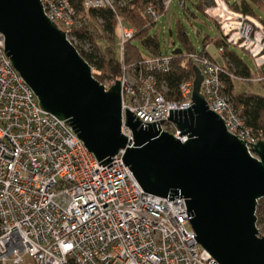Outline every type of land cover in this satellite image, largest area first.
<instances>
[{
	"label": "built area",
	"instance_id": "2783aa9c",
	"mask_svg": "<svg viewBox=\"0 0 264 264\" xmlns=\"http://www.w3.org/2000/svg\"><path fill=\"white\" fill-rule=\"evenodd\" d=\"M128 1L133 0H42L46 15L74 44L75 30L87 21L84 10L115 12ZM173 1L163 0L165 12ZM157 7L153 2L144 7L155 23L161 15ZM204 12L217 22L228 46L248 52L257 68L244 79L213 57L189 55L203 74L201 92L209 108L232 134L248 141L251 151L249 142L264 140V129L246 123L227 94L225 76L264 81V20L234 9L228 0H214ZM117 21L123 132L133 136L125 124L127 107L145 122L164 119L162 129L185 141L187 135L168 117L170 108L192 105L195 75L181 83L182 101L169 100L161 75L171 71L176 54L127 63L125 43L135 32L120 15ZM5 40L0 31V264H219L195 238L186 198L147 193L125 165L124 150L99 164L68 122L41 107L7 54Z\"/></svg>",
	"mask_w": 264,
	"mask_h": 264
},
{
	"label": "water",
	"instance_id": "95a60500",
	"mask_svg": "<svg viewBox=\"0 0 264 264\" xmlns=\"http://www.w3.org/2000/svg\"><path fill=\"white\" fill-rule=\"evenodd\" d=\"M0 31L14 67L41 107L68 122L99 164L124 150L125 165L147 193L186 198L195 238L219 264H264L257 217L264 198V140L249 142L253 155L248 141L227 129L201 92L197 65L192 105L170 108L168 117L187 139L163 130L164 119L145 122L126 107L129 137L122 130L121 80L109 88L99 81L67 33L46 15L42 0H0ZM208 52L224 65L214 44Z\"/></svg>",
	"mask_w": 264,
	"mask_h": 264
},
{
	"label": "trees",
	"instance_id": "16d2710c",
	"mask_svg": "<svg viewBox=\"0 0 264 264\" xmlns=\"http://www.w3.org/2000/svg\"><path fill=\"white\" fill-rule=\"evenodd\" d=\"M257 1L259 0H242L240 3L232 5V7L245 14L253 15L252 3ZM149 2L157 4L161 14L165 12L161 6L163 0L128 1L123 7H118L115 12L107 8L84 10L83 13L87 16V21L75 30V36L77 39L91 43V50H84L76 43L75 45L93 68L114 79H119L122 75L120 53L110 46H103V48V42H101L103 40L108 42L115 41L119 46L117 15H120L126 23L132 26L135 32L134 37L125 43V61L127 63L138 62L150 56L164 55L160 48L158 37L150 34V30L156 23L147 14H144V7ZM203 4L210 6L214 4V0H199V8ZM78 6H80V2ZM88 23L93 26V30L89 28ZM179 38L184 46H180L183 49V53L174 55L171 71L161 75V80L167 85L166 96L169 100L178 102L183 100L180 85L194 76V63L189 55L198 53L212 57L208 52V47L211 44H214L217 48L224 47L225 51L221 56L226 71L244 79L252 77L253 71L235 52L231 51V47L228 46L221 36L216 39L206 37L201 50H196L192 46L188 35L181 28L179 29ZM140 46H143L149 55H144ZM96 77L102 82L101 79L103 77L97 75ZM225 81L227 83V94L240 110L246 123L255 130L264 129V96L249 91H236L235 81L230 76H225ZM249 83L251 84L252 82ZM257 217L258 224L263 225L262 233L264 234V198L259 201Z\"/></svg>",
	"mask_w": 264,
	"mask_h": 264
},
{
	"label": "rangeland",
	"instance_id": "374dc122",
	"mask_svg": "<svg viewBox=\"0 0 264 264\" xmlns=\"http://www.w3.org/2000/svg\"><path fill=\"white\" fill-rule=\"evenodd\" d=\"M241 1L242 0H228L231 5H235ZM252 6L254 9L253 15H257L264 20V2L259 0L256 3H252ZM205 7L206 5L203 4L202 7L199 8V0H188L186 1L185 6L180 5L179 0H174L170 5L169 10L160 15L157 23L150 30V34L158 37L160 41V48L164 54L172 53L174 49L183 46L179 38L180 28L186 32L192 46L196 50L202 49L203 41L206 37L209 39H216L221 36L217 22L210 19L205 14ZM88 26L91 30H93V26L91 24L88 23ZM170 30L173 32L172 35H170ZM101 42H103L102 47L110 46L119 52L117 42H108L106 40ZM77 43L84 50H91V43L86 40L83 41L77 39ZM140 47L144 55H149L148 51L143 46ZM231 51L235 52L247 64L250 70L255 73L257 72L255 63L248 52L237 47H231ZM93 73L95 76L97 75L103 77L101 79L102 83L105 84L107 88L111 87L114 81H116V79L106 76L102 71L96 68H93ZM235 90L238 92L249 91L264 96L263 82H252L250 84L243 82L242 80H236ZM258 227L263 230V225L258 224Z\"/></svg>",
	"mask_w": 264,
	"mask_h": 264
}]
</instances>
